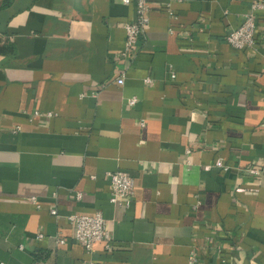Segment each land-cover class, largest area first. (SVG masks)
Returning <instances> with one entry per match:
<instances>
[{
  "label": "crops",
  "instance_id": "1",
  "mask_svg": "<svg viewBox=\"0 0 264 264\" xmlns=\"http://www.w3.org/2000/svg\"><path fill=\"white\" fill-rule=\"evenodd\" d=\"M256 1L148 0L125 58L135 0H0V264H264V11L226 42ZM96 212L88 253L68 217Z\"/></svg>",
  "mask_w": 264,
  "mask_h": 264
},
{
  "label": "built area",
  "instance_id": "2",
  "mask_svg": "<svg viewBox=\"0 0 264 264\" xmlns=\"http://www.w3.org/2000/svg\"><path fill=\"white\" fill-rule=\"evenodd\" d=\"M136 1V18L132 22L124 24L125 30V43L122 56L125 58H132L135 56L137 50V44L140 36L145 32L150 22L148 0H135ZM123 4H130L131 0H121ZM264 11V0L256 1L252 4L251 10L244 16L242 24L237 29L231 30L226 36V42L232 48L243 51L252 50L257 44V13ZM170 14L173 15L172 10L169 9ZM173 78L175 75L172 76ZM118 85H122L123 77L118 79ZM146 83H151L150 78L145 79ZM136 99L131 98L128 100L129 106L136 104ZM35 116L41 115L37 112ZM46 117H50L48 114ZM143 126V124H141ZM218 167H223V163L219 161ZM250 173L258 176L261 171L252 169ZM111 194L110 203L120 208H129L133 202L135 196V180L126 172H109L107 174ZM76 200L82 199V194H76ZM31 203L38 209L41 205L37 202L35 197L31 198ZM50 214L54 217H58L57 209L50 210ZM68 220L75 227L74 240L80 244L86 252L93 251L94 246L97 243H105V249L110 250L109 243V231L108 222L104 218L101 212H96L91 215H72L68 217ZM41 237V236H40ZM61 237V236H60ZM58 238V244L64 245L65 240ZM22 248V246H20ZM197 263V254L195 250H192L189 255V264Z\"/></svg>",
  "mask_w": 264,
  "mask_h": 264
}]
</instances>
